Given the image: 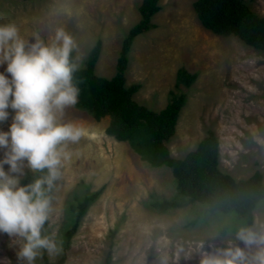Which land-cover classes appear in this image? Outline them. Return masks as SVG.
<instances>
[{
	"label": "rangeland",
	"instance_id": "1",
	"mask_svg": "<svg viewBox=\"0 0 264 264\" xmlns=\"http://www.w3.org/2000/svg\"><path fill=\"white\" fill-rule=\"evenodd\" d=\"M196 0H161L153 21L157 27L136 38L126 71L127 86L141 83L135 100L154 111L166 107L170 91L187 93L175 136L168 143L173 157L196 149L208 130L220 139V170L235 179L255 171L264 175V51L238 38L219 36L203 27ZM264 16V0H244ZM143 0H0V24L14 22L26 39L49 42L63 29L76 42L75 62L85 65L98 39L103 47L96 65L99 76L112 78L124 35L140 20ZM186 68L198 75L189 88L176 87L177 72ZM3 71V66H0ZM10 116L0 122L8 130ZM86 129L76 142L59 146V177L50 196L48 233L58 251L47 256L65 264H198L201 248L232 237L246 225L236 212L210 213L206 206L187 204L161 214L150 202L173 199L176 182L166 167L151 168L129 145L107 135L110 118L95 121L75 106L59 116ZM5 168L7 166L5 165ZM40 171L24 169L27 174ZM104 188L67 241L69 204L87 191ZM253 227L264 231V201L254 211ZM14 237L0 234V264H18ZM36 264H44L43 258Z\"/></svg>",
	"mask_w": 264,
	"mask_h": 264
},
{
	"label": "trees",
	"instance_id": "2",
	"mask_svg": "<svg viewBox=\"0 0 264 264\" xmlns=\"http://www.w3.org/2000/svg\"><path fill=\"white\" fill-rule=\"evenodd\" d=\"M28 1V0H26ZM161 0H143L139 7L140 20L124 35L119 51L116 72L112 78L97 75L96 65L103 43L98 39L87 56L85 65L74 73V83L79 88L76 107L89 113L95 121L109 117L107 135L129 145L131 150L151 168L166 167L176 182L177 195L173 199L150 202L158 213L165 214L182 209L186 203L206 206L210 213L236 212L246 225L255 221L254 211L264 201V175L255 171L247 179L237 180L220 170V139L215 131L208 130L196 149L183 158L173 157L168 143L175 136L180 113L187 102V93L170 91L165 108L154 111L138 103L134 96L141 83L127 86L126 71L136 38L155 29L154 16L160 12ZM194 11L204 28L224 37H236L247 46L264 51V16L255 13L244 0H196ZM75 52L73 58L75 60ZM196 73L182 67L177 72L176 87L189 88L197 80ZM47 170L27 174L22 184H27ZM55 181L48 191L50 197ZM104 188L76 197L69 204V225L64 233L69 241L77 232L81 218L102 195ZM44 234L48 233L46 222ZM44 264H65L66 254L55 262L42 255ZM109 253L104 264H111Z\"/></svg>",
	"mask_w": 264,
	"mask_h": 264
},
{
	"label": "clouds",
	"instance_id": "3",
	"mask_svg": "<svg viewBox=\"0 0 264 264\" xmlns=\"http://www.w3.org/2000/svg\"><path fill=\"white\" fill-rule=\"evenodd\" d=\"M75 48L63 29L45 42L24 38L14 22L0 24V122L11 110L8 130H0V234L15 238L18 264H36L44 253L58 251L43 232L51 211L48 191L59 177V146L86 134L83 126L59 119L78 100ZM25 168L47 174L21 184ZM198 264H264V231L241 225L227 240L216 243L214 237L201 248Z\"/></svg>",
	"mask_w": 264,
	"mask_h": 264
},
{
	"label": "crops",
	"instance_id": "4",
	"mask_svg": "<svg viewBox=\"0 0 264 264\" xmlns=\"http://www.w3.org/2000/svg\"><path fill=\"white\" fill-rule=\"evenodd\" d=\"M109 118V117H108Z\"/></svg>",
	"mask_w": 264,
	"mask_h": 264
}]
</instances>
